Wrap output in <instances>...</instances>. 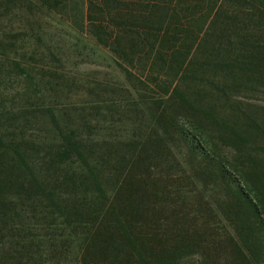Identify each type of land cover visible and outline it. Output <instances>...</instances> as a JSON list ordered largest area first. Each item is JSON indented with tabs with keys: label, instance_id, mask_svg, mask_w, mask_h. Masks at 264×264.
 <instances>
[{
	"label": "trees",
	"instance_id": "16d2710c",
	"mask_svg": "<svg viewBox=\"0 0 264 264\" xmlns=\"http://www.w3.org/2000/svg\"><path fill=\"white\" fill-rule=\"evenodd\" d=\"M10 17L22 24L20 45L0 40V264H264V106L243 99L264 92V0H0ZM48 23L111 56L130 106L74 120L42 104L67 82L34 71L64 62ZM40 121L47 135L29 136Z\"/></svg>",
	"mask_w": 264,
	"mask_h": 264
},
{
	"label": "rangeland",
	"instance_id": "374dc122",
	"mask_svg": "<svg viewBox=\"0 0 264 264\" xmlns=\"http://www.w3.org/2000/svg\"><path fill=\"white\" fill-rule=\"evenodd\" d=\"M25 21L26 20H24V24ZM21 24L19 19L15 20V18L12 19L11 17L9 19H0V40L5 37L7 40L9 38L12 39L17 35L13 40H15V44L17 43L20 45L21 39L18 37L20 36L18 35V29ZM48 24L53 29L57 27L54 32L57 37L54 45L55 47H62L66 50L64 62L60 65L48 55L45 59L37 61L34 71L38 73L37 75L39 76L43 75L42 72H49L46 73L47 76H50L52 72H59L60 75L66 77L67 82L63 83L58 88V93L50 94L49 97L42 101V104L50 106L58 115L68 113L72 115L74 120H79L82 116L89 120L94 119L93 117L97 116L95 109L98 106L102 107L103 109L101 112L105 113V107L109 105L111 99L118 102L121 101L124 107L127 105L130 106L126 101L127 84L124 75L113 67L111 56L97 47L90 39H88V42L82 44V36L68 26L54 25L53 23ZM75 43L79 44L77 53H75L73 47ZM98 84L109 85L114 91V94H91V90L96 88ZM2 89L5 98H8L6 99L7 108H19L21 105H19L17 99H13V96L20 91L21 84L16 81V79L6 76ZM243 99L245 102L264 106V92L257 95H246ZM33 101L41 102L38 100ZM31 103L33 104V102ZM107 124L110 123L108 122ZM46 129V126L43 123L41 124L40 121L29 127L27 132L28 135L32 137H45V135H47ZM128 130L129 128L127 125L118 122L117 126L113 128V133H115V136H124L127 135ZM172 142L174 144V141ZM181 151L182 148L178 147L176 154L179 152L181 153ZM219 154L231 159L228 149L220 150Z\"/></svg>",
	"mask_w": 264,
	"mask_h": 264
}]
</instances>
